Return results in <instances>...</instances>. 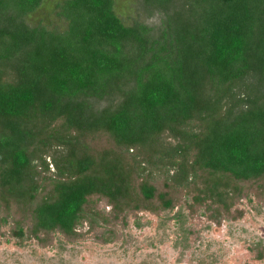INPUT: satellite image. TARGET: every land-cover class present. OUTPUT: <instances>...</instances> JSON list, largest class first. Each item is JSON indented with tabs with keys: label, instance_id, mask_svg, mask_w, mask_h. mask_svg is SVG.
<instances>
[{
	"label": "trees",
	"instance_id": "1",
	"mask_svg": "<svg viewBox=\"0 0 264 264\" xmlns=\"http://www.w3.org/2000/svg\"><path fill=\"white\" fill-rule=\"evenodd\" d=\"M40 3L0 0V236L108 243L179 195L216 223L264 200V0H144L156 25L61 0L59 27Z\"/></svg>",
	"mask_w": 264,
	"mask_h": 264
},
{
	"label": "rangeland",
	"instance_id": "2",
	"mask_svg": "<svg viewBox=\"0 0 264 264\" xmlns=\"http://www.w3.org/2000/svg\"><path fill=\"white\" fill-rule=\"evenodd\" d=\"M60 1L41 0L27 20L59 27L63 21L56 5ZM146 7L144 0H115L114 6L126 23L138 19L156 25L158 12L149 13ZM188 202L179 195L172 210L131 213L125 226L119 222L117 236L108 243L96 238L100 228L74 242L56 234L50 247H41L34 239L19 244L15 237L0 236V264H264V257L256 259L248 249L254 243L264 246V200L252 194L251 201L242 197L235 205L242 216L220 223L210 220L201 208H190ZM99 207L109 210L104 203ZM7 229L4 226L2 231Z\"/></svg>",
	"mask_w": 264,
	"mask_h": 264
}]
</instances>
